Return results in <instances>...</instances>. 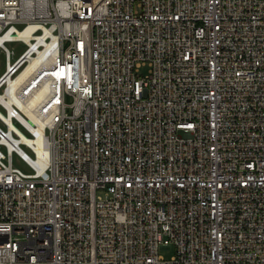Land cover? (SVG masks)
<instances>
[{
  "label": "built area",
  "instance_id": "1",
  "mask_svg": "<svg viewBox=\"0 0 264 264\" xmlns=\"http://www.w3.org/2000/svg\"><path fill=\"white\" fill-rule=\"evenodd\" d=\"M0 54V264H264V0H0Z\"/></svg>",
  "mask_w": 264,
  "mask_h": 264
},
{
  "label": "bare ground",
  "instance_id": "2",
  "mask_svg": "<svg viewBox=\"0 0 264 264\" xmlns=\"http://www.w3.org/2000/svg\"><path fill=\"white\" fill-rule=\"evenodd\" d=\"M35 27V26H33ZM28 30V29H27ZM32 32H24L23 33V38L29 42V39L30 38H33L34 35L31 34ZM29 44H32V42H30ZM29 55V59H28V62L23 66V68H21L20 72H19V77L16 79L17 80V83L18 82H21L23 80H25L26 78H28L32 72H35L37 67H38V64L41 65V59L39 58H33L32 56V51H30L28 53ZM29 63V64H28ZM6 68V66H5ZM5 71V70H4ZM12 72H9L8 75H10ZM63 71H60L58 73V75H62ZM38 81V77H34L33 80L31 81L29 87H32L33 86V89L29 92V98L26 102H21L20 99H18V104L19 106L21 107V109L25 112V114H27L31 119H34V113L32 112V110L34 109V107L36 105H39V103L41 102L42 100V97H43V94H44V91L47 89V87L49 86L50 84V81H44L43 79L41 80V82H37ZM10 85H12L14 83L10 81ZM17 83L13 86V88H16V85ZM39 86L38 88H35V86ZM15 95V94H14ZM16 97V96H15ZM45 123L40 121V125L37 129L35 128H32L33 132L34 133H40V131H42L43 127H44ZM18 132L21 134L22 136V139L28 143H40L39 140L37 139H34V138H30V137H27L24 133H22L21 131L18 130ZM17 141V140H15ZM10 146H13L12 143H9ZM39 153H41L42 151H44L43 147L41 146L40 148V145L36 146L35 147Z\"/></svg>",
  "mask_w": 264,
  "mask_h": 264
},
{
  "label": "rangeland",
  "instance_id": "3",
  "mask_svg": "<svg viewBox=\"0 0 264 264\" xmlns=\"http://www.w3.org/2000/svg\"><path fill=\"white\" fill-rule=\"evenodd\" d=\"M9 48H19L18 45H15L14 43H10L8 44ZM5 66H6V60H5V56L3 54H0V74H2L5 70ZM142 73H145L146 70L145 68H143ZM14 124L16 127H18L21 131H23L25 133V135L27 137H30V135L28 133H26L15 121ZM23 149L25 150V152L32 156L30 150H28L26 147L23 146ZM14 165L18 168H20L21 170H23L24 172H29L30 169L26 166V164L24 162H22L17 156H14ZM160 253L162 256H164L166 259H169L173 254H174V249H161Z\"/></svg>",
  "mask_w": 264,
  "mask_h": 264
}]
</instances>
